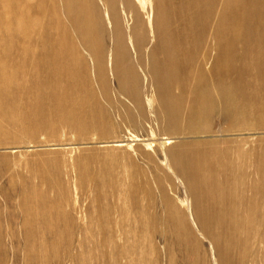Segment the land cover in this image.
<instances>
[{
  "label": "bare ground",
  "instance_id": "bare-ground-1",
  "mask_svg": "<svg viewBox=\"0 0 264 264\" xmlns=\"http://www.w3.org/2000/svg\"><path fill=\"white\" fill-rule=\"evenodd\" d=\"M0 1L8 4L10 12L20 8L15 0ZM106 10L111 12L109 19ZM50 20L55 22L52 30L46 28ZM35 23L46 28L36 36L37 46L1 52L0 114L18 113L24 94H34L57 103L54 112L59 123L43 121L38 113L35 120L28 119V112L11 123L0 120V158L7 166L13 171L59 167L60 161L30 152L67 145L66 139L55 135L58 129L92 127L101 132L110 125L145 126L153 92L161 97L165 126L175 127L181 111L172 99L191 100L197 106L212 90L209 98L219 100L221 131L229 137L227 147L214 153L217 163L210 164L197 153H183L173 163L168 158L169 166L159 163L173 175L176 166H182L186 188L196 202H203L198 219L205 232L240 244V224L252 213L256 200L264 198V31L260 30L264 0H38ZM52 33L56 38H51ZM106 76L117 82L120 97L109 92ZM19 78L32 84L18 92L14 84ZM94 82L99 83L103 99ZM175 90L178 94L168 98ZM63 100L68 104L61 107ZM20 152L33 154V161ZM9 155L17 157L12 164ZM41 187L54 192L61 183L46 180L31 186L34 191ZM89 188L97 191L100 185ZM76 189L84 187L78 184ZM238 195L243 198L238 200ZM20 204L46 205L27 200ZM252 220L245 218V224ZM256 223L264 225L263 213ZM249 237L243 241H250ZM216 248L222 256H230L222 243Z\"/></svg>",
  "mask_w": 264,
  "mask_h": 264
},
{
  "label": "rangeland",
  "instance_id": "rangeland-1",
  "mask_svg": "<svg viewBox=\"0 0 264 264\" xmlns=\"http://www.w3.org/2000/svg\"><path fill=\"white\" fill-rule=\"evenodd\" d=\"M15 1L20 8L11 12L8 4L0 1V64L4 49L37 46L36 36L46 32V28L52 30L55 24L50 20L46 28L36 25L38 0ZM110 13L105 12L108 19ZM260 30L264 31V26ZM50 36L56 38L54 33ZM14 70L17 71L11 68ZM111 78H105L111 84L109 92L120 97L119 85ZM28 80L16 79L15 90L22 92L32 84ZM93 86L103 99L99 83L94 82ZM211 92L208 90L203 103L197 106L191 100L172 99L181 111L176 118L179 124L172 128L165 126L159 108L161 97L153 92L154 107H147L145 126L109 128L110 125L101 132L92 127L85 131L58 129L55 135L66 139L67 145L30 152L60 161L59 167L13 171L0 158V264H264V225L256 223L259 214H264V198L257 199V206L245 217L248 222L253 217L252 224H245L243 219L244 225L239 226L240 244H234L205 232L198 219L203 202H196L187 189L188 179L181 174L182 166L175 165L176 176L164 168L169 166L168 158L173 163L183 153H197L206 162L217 163L215 151L227 147L229 137H225L219 123L221 105L216 97L209 98ZM177 94L175 90L168 98ZM23 101L18 113L12 112L8 117L0 114V120L11 123L28 112V119L35 120L38 113L43 121L59 123L55 101L34 94H24ZM67 104L63 100L60 105ZM47 139L53 140L50 135ZM9 156L12 164L17 157ZM22 156L33 161V154ZM46 180H58L61 187L54 192L31 188ZM78 184L84 190H77ZM94 184H99L100 189L86 190ZM24 200L46 205H21ZM247 234L251 239L244 242ZM218 242L230 256L219 254Z\"/></svg>",
  "mask_w": 264,
  "mask_h": 264
}]
</instances>
